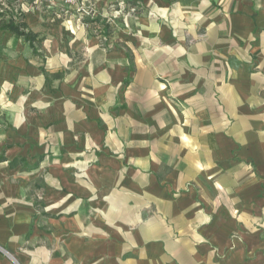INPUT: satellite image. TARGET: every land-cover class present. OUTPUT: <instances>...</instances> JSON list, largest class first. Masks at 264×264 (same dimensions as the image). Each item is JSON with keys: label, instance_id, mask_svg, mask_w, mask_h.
<instances>
[{"label": "crops", "instance_id": "0c3cea01", "mask_svg": "<svg viewBox=\"0 0 264 264\" xmlns=\"http://www.w3.org/2000/svg\"><path fill=\"white\" fill-rule=\"evenodd\" d=\"M30 27L61 74L19 134L80 203L42 222L4 186L0 264H264V0H146L108 43Z\"/></svg>", "mask_w": 264, "mask_h": 264}, {"label": "rangeland", "instance_id": "374dc122", "mask_svg": "<svg viewBox=\"0 0 264 264\" xmlns=\"http://www.w3.org/2000/svg\"><path fill=\"white\" fill-rule=\"evenodd\" d=\"M145 2L69 0L67 3L56 1L55 4H41L34 0H0V13L4 12L7 20L23 14L29 29L38 23L45 32L87 30L101 35L102 41L108 43L117 24L125 23L130 15L139 12ZM16 39L8 32H0V190L8 186L10 190L25 192L43 222L44 217H58L60 210L70 213L79 200L71 197L65 201L59 197L50 199L51 193L55 196L63 190L59 170L62 168L60 159L64 151L59 142L53 143L48 137L46 141H37L35 135L19 134L21 128L18 120L31 113L35 115L43 107L44 99L58 92V82L52 77L61 73L54 75L47 70L40 39L35 44L36 51L24 39ZM75 55L77 58L78 54ZM31 66H36L39 72L34 81L29 78ZM40 90L47 93L46 97L43 94L35 95ZM20 137L24 140L20 141ZM15 147L18 149L15 150ZM64 168L72 169L75 176L83 171L76 165ZM40 227L44 229L45 226L42 223Z\"/></svg>", "mask_w": 264, "mask_h": 264}, {"label": "trees", "instance_id": "16d2710c", "mask_svg": "<svg viewBox=\"0 0 264 264\" xmlns=\"http://www.w3.org/2000/svg\"><path fill=\"white\" fill-rule=\"evenodd\" d=\"M4 17L5 13H0V31L9 32L17 38L24 39L36 51L38 35L29 29L25 16L21 14L16 19L11 17L8 20Z\"/></svg>", "mask_w": 264, "mask_h": 264}, {"label": "built area", "instance_id": "2783aa9c", "mask_svg": "<svg viewBox=\"0 0 264 264\" xmlns=\"http://www.w3.org/2000/svg\"><path fill=\"white\" fill-rule=\"evenodd\" d=\"M34 1H36V3H41V4H44V3L55 4L56 1L66 2L67 3L69 0H34ZM0 252L5 253V250L0 247Z\"/></svg>", "mask_w": 264, "mask_h": 264}]
</instances>
